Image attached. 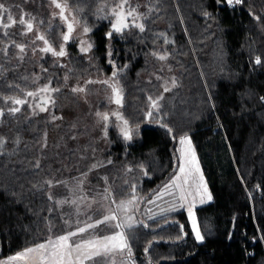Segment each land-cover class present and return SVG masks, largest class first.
<instances>
[{"label": "trees", "instance_id": "1", "mask_svg": "<svg viewBox=\"0 0 264 264\" xmlns=\"http://www.w3.org/2000/svg\"><path fill=\"white\" fill-rule=\"evenodd\" d=\"M63 1L94 48L88 59L69 52L60 67L49 54L33 58L24 28L9 19L45 15L43 0H0V261L50 237L53 253L68 236L64 264H99L86 258L85 240L119 231L105 204L90 202L107 189L115 202L149 197L175 173L177 139L188 134L211 196L195 209L202 242L184 211L144 220L120 231L132 264H264V0H127L122 10L141 18L121 32L113 14L101 16L121 0ZM58 27L45 35L54 49ZM109 57L122 119L112 117L107 135H93L78 114L30 108L28 93L48 84L65 109L66 86L106 73ZM51 253L42 264H53Z\"/></svg>", "mask_w": 264, "mask_h": 264}, {"label": "rangeland", "instance_id": "2", "mask_svg": "<svg viewBox=\"0 0 264 264\" xmlns=\"http://www.w3.org/2000/svg\"><path fill=\"white\" fill-rule=\"evenodd\" d=\"M41 2L42 0H40V3ZM43 2L44 7L47 11L45 15H48L47 23L49 25H62V19H66L64 21L68 22L73 26V28H75V30L72 32L73 35L71 36L73 39L74 37L77 39L79 43L78 48L80 50L82 48H87L89 50L92 47L93 41L91 40L90 42L88 35H86L84 32V28L87 27L79 21L78 17L76 18L74 16L73 11L69 7H67L63 0H56L57 3L65 6L62 19L58 17L61 16V10L55 7L52 0H43ZM44 7L42 8L43 10L45 9ZM116 7L117 6L113 5L105 6L101 16L109 18L110 16H112L114 8L118 11L119 8ZM121 11L125 13L126 10ZM125 16L127 22L134 23L138 22L141 18V15L127 16V14H125ZM44 45L46 46V44L44 43L36 42L34 44V49L35 47L45 48ZM89 45H91L90 48L88 47ZM37 52L35 55H37L38 57L39 51ZM82 52L84 53L85 51ZM106 63L109 66L107 72L105 73V71L103 70L100 71L99 75H97L96 73V78L92 77L93 82L88 84L86 88L81 91L80 87L84 86L86 82V77H83L78 83L74 85V88L70 90L71 95H69L68 99L71 101L67 102L68 117L72 118L77 114L81 117H84V128L88 126L91 128L90 132L93 133V135L99 132L100 136L109 131L114 124V120L112 119L114 106L111 102L113 90L110 85H115L116 87H118L115 79L111 77V75L116 74V66L111 68V65H114V63L110 59V57L107 59ZM96 80L99 81L95 82ZM103 81H107L109 83H103ZM70 102L71 104H69ZM76 103L78 104L76 105ZM98 113L107 114L108 120H103L102 115H98ZM182 139L190 141L188 134L180 136L177 139V153L179 160L175 169V173L167 182L162 184L153 193H151L149 197H147L146 199H142L139 196L133 194L128 200L115 202L110 196L111 191L107 189L103 194H97V199L95 200V202H90L92 206L102 205L103 203L105 204L104 208L107 211L111 212L112 216L115 217L113 221L115 222L116 226L119 225V227L117 226V229L119 231L118 233H121L120 231H123L128 227L135 226L144 220L151 221L157 218L171 215L176 212L184 211L195 238L196 232L194 231L193 220L195 221V228L201 235L196 219L195 209L211 201V199H208V195H210V192L208 190L207 183L205 181L204 175L202 174L198 159L196 157V153L191 143L190 146L188 143L181 144ZM193 152L195 154L194 163L191 162ZM181 165H183V167L185 168L184 172H180L179 170ZM197 166L199 168V171H196ZM204 186H206L207 188V193H205L204 191ZM74 191L81 192L80 186H74ZM80 195L81 194H79L78 196ZM78 198V205L80 204V209L81 206H83L84 200L80 199V197ZM85 206H88V204H85ZM189 209H191V216L189 215ZM52 240L53 238L50 237L48 243H46L45 249L40 250L38 249V247L33 248L38 249L37 251H35L38 255V260L35 261L36 264H42L43 260L41 259V257L44 256V252L48 251L49 253H51L52 247L50 246V243ZM90 240L91 238H88V240L86 239L85 242ZM197 242H202V240H197ZM17 256H20L21 258L12 259L13 257ZM24 256L19 253L16 256L1 260L0 264H27ZM94 258L97 262H99V264H132L131 254L128 249H124L122 251L116 249L114 251H111L108 255L95 256Z\"/></svg>", "mask_w": 264, "mask_h": 264}, {"label": "snow or ice", "instance_id": "3", "mask_svg": "<svg viewBox=\"0 0 264 264\" xmlns=\"http://www.w3.org/2000/svg\"><path fill=\"white\" fill-rule=\"evenodd\" d=\"M53 4L55 5V7L59 8L61 10V16L63 18V12H64V8L65 6L64 5H61L60 3H57L56 0H52ZM232 0H229V3H231ZM237 3H240L241 0H236ZM127 4V0H121V3L119 5H117V8L119 9H124L125 5ZM0 9H2L3 11H7V9L4 8V6L2 4H0ZM113 15L116 16L117 18V23L116 24H113V29L115 32H121L122 31V28H125L127 27L128 25L126 23H124V21L126 20V16L125 14L123 13V11H117L115 8L113 9ZM133 15V11L130 10L127 12V16H132ZM9 19H11V17H9ZM20 24H24L25 21L23 19H21L19 21ZM5 27H7L8 25H4ZM27 29L29 31L32 30V27L33 25L31 23H28L27 25ZM136 27H138L140 29V31H143L144 28L142 25H136ZM73 31V26L71 24L68 25V33L63 35V40L65 42H67L70 38V34L71 32ZM89 31L88 28H84V32L87 33ZM109 37L111 36V33L108 34ZM38 39H41L44 41V43L47 45L48 44V41L43 37V36H39ZM83 43V42H82ZM20 48V51L23 52L24 51V48L23 46H17ZM89 48L91 47V45L88 46ZM82 51H87L88 49L87 48H82L81 49ZM42 51H45V52H51L52 55L54 56H60V57H63L66 55V52L64 50L63 47L60 48V50L57 52V51H54L52 49L51 46L49 47H45L42 49ZM160 59H164L163 56L160 57ZM256 63H260V59L257 58L256 60ZM115 76V74H114ZM89 83H92V81H89ZM103 83H108L107 81H103ZM112 87V90H113V94H114V102L117 104V105H120L122 103V96H121V92H120V89L117 88L115 85H110ZM81 91L83 89H80ZM168 89H165V91H167ZM41 91H48L47 88H44V89H41ZM29 96H32L33 93L29 92L28 93ZM16 104H22L24 103V101L22 100H15L14 101ZM152 106L153 107H157V102L156 101H153L152 102ZM41 111H45V109L43 107L40 108ZM12 113L15 114L16 112L19 111L18 108H13L11 109ZM0 115H3L2 112H0ZM98 115H102V119L107 121L108 120V115L107 114H99ZM117 115V118L118 119H122V117L119 116V114H115ZM148 115L150 116L151 113H148ZM124 124H125V128L122 129L123 131V134H124V137L125 139H130V134L127 130V121H124ZM185 143H188L189 146H190V141H187L185 139H182L181 140V144H185ZM191 162H195V154L194 152L192 153V160ZM180 172H184L185 171V168L183 167V165H181L180 167ZM196 171H199V168L197 166L196 168ZM202 179V177H201ZM204 191L205 193H207V188L206 186H204ZM183 198V197H181ZM208 199L210 200L211 199V196L208 195ZM189 215L191 216L192 213H191V209H189ZM108 218L106 217L105 220H102V221H98V223H105L106 220ZM112 219H115V217H112ZM119 227V225H117ZM193 226H194V231L196 232V238L197 240H202V237L199 233V231L195 228V221L193 220ZM81 232L85 231V229H80ZM74 235V233L72 234ZM68 236H62V237H59L58 238V241H57V244H58V250L57 251H54L53 253H51V256L53 257V264H64V258H65V252L63 251V249L69 247L67 241H68ZM87 246L92 249V251L88 252L85 254L86 258L88 259H91L93 258L94 256H100V255H108L111 251H114L116 249H119V250H124V249H128L129 252H130V248H128V244H127V241L126 239L124 238L123 234L122 233H117L113 236H107V237H104L102 240H98V241H88L87 242ZM45 245H39L38 246V249L42 250V249H45ZM77 248H80L81 245H76ZM38 249H28L26 250V252L22 255H27L28 253H31V252H34V251H37ZM21 257L20 256H17V257H13L12 259H20ZM41 259L43 260L44 257H41Z\"/></svg>", "mask_w": 264, "mask_h": 264}, {"label": "flooded vegetation", "instance_id": "4", "mask_svg": "<svg viewBox=\"0 0 264 264\" xmlns=\"http://www.w3.org/2000/svg\"><path fill=\"white\" fill-rule=\"evenodd\" d=\"M38 16H41V17H35L34 15H14V17H11L13 18V23L17 26H21L24 28V31L26 33V35H28L27 37V51H29V53L31 54V56L33 58H43L45 55H50V57L53 59V63H58L60 65V67H65L66 66V62L64 61L66 57H68L69 55V52H77L78 54H85V58L88 59L90 56L88 54H90V52L92 51V49L94 48V45H93V42H92V47L85 51L84 53L78 48V41L77 39L74 37V39L72 38L71 35L72 32L75 30V28H73V31L71 32L70 34V38L67 42H65L63 40V35L67 34L68 33V25L69 23L64 21L66 19H62V16H58L62 19L63 21V24L62 25H58L57 27L61 29V43L59 45V47L57 49H54L48 42V44L45 46V47H49L51 46L52 49L54 51H59L61 47L64 48L65 52H66V55L63 56V57H60V56H54L52 55L51 52H45V51H42L43 47H35L34 49V44L36 42H40V43H44L43 40L41 39H38L39 36H43L46 40V34L48 33V30H49V27H55V26H51L47 23V19H48V15H38ZM76 18L77 16L74 15ZM113 16V15H112ZM65 18V17H64ZM23 19L25 21L24 24H20L19 21ZM114 22L113 24H116L117 23V18L115 16L114 18ZM28 23H31L33 25L32 27V30L29 31L27 29V24ZM124 23H126L127 25L130 23V22H127V20L124 21ZM113 24L111 26V29H113ZM46 25H47V28H46ZM45 26V27H44ZM86 35H88L89 39H90V42H91V38L89 36V32L88 34L85 33ZM48 41V40H47ZM45 44V43H44ZM39 49V50H38ZM39 51V56L37 57L36 52ZM38 53V52H37ZM82 78H79L77 80L74 81V83L70 86H66L69 90L73 89L74 88V85L76 83H78ZM89 81H92L91 79H86V82L84 84V86L80 87L81 89H85L86 86L89 83ZM66 81L64 80L63 83H65ZM109 83V82H108ZM44 88H47L48 91H41V89H44ZM60 88V87H59ZM58 88V89H59ZM54 92H55V88L53 87H50L48 86V84L46 85H39L37 86L34 90L31 91V93H33L32 96H29L28 95V99H29V105H30V108H32L33 111H38V112H50L54 115H57V116H60L62 114H66L67 110L66 108L65 109H60L58 108V104L57 103V98L54 97ZM75 92V91H74ZM69 102V101H68ZM112 104L114 106V112H113V117L114 116H117L115 114L118 113V107L122 105V103L120 105H117L115 102H114V94H113V91H112ZM63 103L65 104V102L63 101ZM73 103V102H72ZM71 104V102L69 103ZM74 104V103H73ZM78 103H76L77 105ZM67 106V102L65 104ZM43 107L45 109V111H41L40 108ZM65 110V111H64ZM118 122H121L120 119L117 118V123Z\"/></svg>", "mask_w": 264, "mask_h": 264}, {"label": "crops", "instance_id": "5", "mask_svg": "<svg viewBox=\"0 0 264 264\" xmlns=\"http://www.w3.org/2000/svg\"><path fill=\"white\" fill-rule=\"evenodd\" d=\"M24 253L25 252L21 253V255L24 254ZM22 256H24V255H22ZM24 257L26 259L27 264H36L35 261L38 260V255H37V253L35 251L34 252H31V253H28ZM6 264H14V263H6Z\"/></svg>", "mask_w": 264, "mask_h": 264}, {"label": "built area", "instance_id": "6", "mask_svg": "<svg viewBox=\"0 0 264 264\" xmlns=\"http://www.w3.org/2000/svg\"><path fill=\"white\" fill-rule=\"evenodd\" d=\"M229 2V1H228ZM238 3L236 2V0H232V2L231 3H229V5L231 6V7H233L234 5H237Z\"/></svg>", "mask_w": 264, "mask_h": 264}]
</instances>
